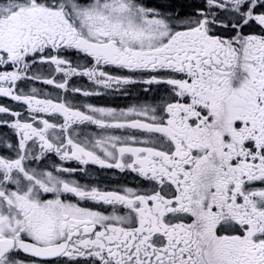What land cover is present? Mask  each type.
<instances>
[{
    "label": "snow or ice",
    "instance_id": "obj_1",
    "mask_svg": "<svg viewBox=\"0 0 264 264\" xmlns=\"http://www.w3.org/2000/svg\"><path fill=\"white\" fill-rule=\"evenodd\" d=\"M0 264H264V0H0Z\"/></svg>",
    "mask_w": 264,
    "mask_h": 264
},
{
    "label": "flooded vegetation",
    "instance_id": "obj_2",
    "mask_svg": "<svg viewBox=\"0 0 264 264\" xmlns=\"http://www.w3.org/2000/svg\"><path fill=\"white\" fill-rule=\"evenodd\" d=\"M5 101L0 100V103H4Z\"/></svg>",
    "mask_w": 264,
    "mask_h": 264
}]
</instances>
